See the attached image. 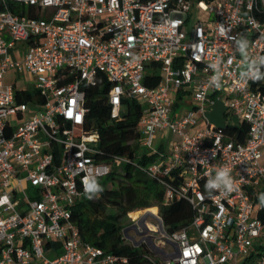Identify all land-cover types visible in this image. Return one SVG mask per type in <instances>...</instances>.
I'll return each mask as SVG.
<instances>
[{"label": "built area", "instance_id": "2783aa9c", "mask_svg": "<svg viewBox=\"0 0 264 264\" xmlns=\"http://www.w3.org/2000/svg\"><path fill=\"white\" fill-rule=\"evenodd\" d=\"M193 3L205 18L187 33ZM149 65L161 71L156 86L143 84ZM8 68L29 76V101L17 99L23 87L3 83ZM98 73L111 121L124 99L141 103L138 144L156 161L96 160L83 86L98 85ZM171 94L193 105L177 115ZM216 100L246 124L242 142L226 130L236 125L205 116ZM157 132L170 136L166 152L153 148ZM122 165L155 180L162 205L184 199L192 209L174 231L149 209L132 220L133 237L122 229L134 246H151L152 261L264 264V0H0V264L125 263L82 241L72 218Z\"/></svg>", "mask_w": 264, "mask_h": 264}, {"label": "trees", "instance_id": "16d2710c", "mask_svg": "<svg viewBox=\"0 0 264 264\" xmlns=\"http://www.w3.org/2000/svg\"><path fill=\"white\" fill-rule=\"evenodd\" d=\"M155 68L156 65H149L153 73L145 72L143 84L156 86L159 83L161 75L155 73ZM97 77L101 80L98 85L83 86L84 106L87 108L83 127L87 132L98 135L96 160L109 162L113 156H124L140 163L151 162L153 157L146 156L138 144L141 103L135 99H124L121 118L111 121L110 104L106 96L109 85L102 74L98 73ZM30 98L31 93L28 91L17 95L20 102H27ZM226 130L237 141L242 142L247 126L241 123ZM133 169L129 165L113 166L107 176L95 182L92 198L74 206L72 218L79 228L82 241L127 258L125 263L119 264H158L157 261H152L155 257L147 253L152 252L147 244L134 246L125 242L122 233L124 217L138 209L155 207L166 230L174 231L191 219L192 209L184 199L174 200L167 206L162 205V188L153 179L149 183L145 174L140 171L139 175L134 176Z\"/></svg>", "mask_w": 264, "mask_h": 264}, {"label": "rangeland", "instance_id": "374dc122", "mask_svg": "<svg viewBox=\"0 0 264 264\" xmlns=\"http://www.w3.org/2000/svg\"><path fill=\"white\" fill-rule=\"evenodd\" d=\"M49 11L48 9L45 10V12ZM189 15V19L186 22V30L187 33H189L190 28L192 27L193 23L197 20V19H202L205 18V12L203 10H200L197 8L196 3H193L190 11L188 12ZM23 54V50L21 53H17L16 56L18 59H21V56ZM146 73H153V70L149 69V67L146 68L145 70ZM155 73L160 74L161 75V71L157 70ZM3 83L4 84H11L14 85L15 87H20L23 85H28L30 83L29 81V76L25 73V72H21V73H17L15 70L8 68L4 78H3ZM173 102H177L179 101V95L177 94H171L170 95ZM181 101L183 103V105L181 106V104H179V108L177 109V115H182L183 113H185V110L187 108H190L193 105V101L191 99L190 95H185L182 96ZM125 110V109H124ZM205 116L207 117V119L209 120L210 123L214 124L215 126H221L224 127L225 125L229 124V125H236L239 126V122L236 118V116H232L231 113L227 112L226 107L223 105L221 100H216L215 104L213 106H210L208 108L205 109ZM205 126V122H201L198 123L194 129L193 132L196 130H199L201 128H203ZM165 132H157L153 141V148H157L159 141L161 140V138H164V145L166 147L169 146V144H171V141L167 140V136L164 135ZM167 134V133H166ZM175 138V137H174ZM142 150H146L145 148H142ZM133 175L137 176L139 175V170L134 168L133 169ZM146 177V179L148 180L149 183H151V179L149 177H147L146 175H144ZM101 179V178H100ZM159 188L160 186L157 185ZM27 193L32 196V188L29 187V190H27ZM260 198L257 200V203H260L262 200V196H259ZM149 209L151 212H157V209L155 207L152 208H147ZM145 208V210H147ZM144 210V209H138L135 210L133 212H131V215H126L122 221L124 228L130 226L132 224V220L136 219L139 217V211ZM113 213H116V210H113ZM149 220V217L147 218ZM150 221H153V219H150ZM142 234V233H141ZM140 233L136 234V238L135 241L138 242L139 241V237L141 235ZM128 235L131 237H133L135 235V231L133 229H128ZM125 242L129 243V241ZM149 246V244H148ZM149 248L152 250L151 246H149ZM174 248L171 244H167L164 246V250L166 252H170L172 251ZM58 253H61L60 250L58 251ZM149 254V256L151 257H155L154 254L151 251L147 252ZM51 257V256H50Z\"/></svg>", "mask_w": 264, "mask_h": 264}, {"label": "crops", "instance_id": "0c3cea01", "mask_svg": "<svg viewBox=\"0 0 264 264\" xmlns=\"http://www.w3.org/2000/svg\"><path fill=\"white\" fill-rule=\"evenodd\" d=\"M20 87H23L24 89H25V91H28V92H30L31 93V95L34 93V90L31 88V86H30V84H28V85H23V86H20ZM178 95V94H177ZM180 96H181V98H182V96H185V94H179ZM187 95V94H186ZM181 98H180V100L179 101H177V104H174V106H175V110H176V114H177V109L179 108V104H181V106L183 105V103H182V101H181ZM176 103V102H175ZM164 135H166L167 136V140H169V134H164ZM161 143V144H160ZM165 143H164V139L163 138H161V140L159 141V144H158V148H159V151L160 152H166L167 151V147L164 145ZM143 151V153H145L146 151L145 150H142ZM150 156H152L153 157V159L151 160V162H154V161H156L157 159H158V156H157V154H152V155H150ZM149 163V162H148Z\"/></svg>", "mask_w": 264, "mask_h": 264}, {"label": "water", "instance_id": "95a60500", "mask_svg": "<svg viewBox=\"0 0 264 264\" xmlns=\"http://www.w3.org/2000/svg\"><path fill=\"white\" fill-rule=\"evenodd\" d=\"M153 214L147 209L143 212V214L141 215V220L146 219L147 216H152ZM128 229H133L135 232H138V227L137 225H131L125 228L124 230V234H127ZM135 246H138V243L135 244Z\"/></svg>", "mask_w": 264, "mask_h": 264}]
</instances>
